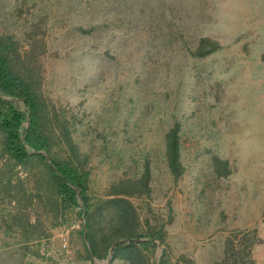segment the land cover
Here are the masks:
<instances>
[{"label": "rangeland", "instance_id": "1", "mask_svg": "<svg viewBox=\"0 0 264 264\" xmlns=\"http://www.w3.org/2000/svg\"><path fill=\"white\" fill-rule=\"evenodd\" d=\"M0 32L47 105L45 162L73 159L66 132L87 172L97 253L82 200L64 205L34 160L8 170L20 198L0 195V264H264V0H0ZM137 179V231L163 242L122 237L107 213ZM115 242L137 250L112 257Z\"/></svg>", "mask_w": 264, "mask_h": 264}, {"label": "trees", "instance_id": "2", "mask_svg": "<svg viewBox=\"0 0 264 264\" xmlns=\"http://www.w3.org/2000/svg\"><path fill=\"white\" fill-rule=\"evenodd\" d=\"M202 42L216 44L215 41L208 38L203 39ZM29 64V59L18 49L14 37L0 32V93L4 96L21 99L28 108L27 114L13 101L0 96V195L5 193L10 194L16 200L20 198L18 180L8 176L10 165L28 168V165L34 160H41L49 169L57 193L64 205H77L78 197L82 200L83 213L86 218L85 226L89 228L86 240L90 242L93 252L96 253L91 223L95 206L88 203L87 172L72 162V160H76L77 151L69 134L63 133L62 138L68 141L73 149V159L59 161L50 158V163L47 164L45 155L39 151L44 150L49 153V136L45 128L47 105L39 91L36 75ZM164 142L165 160L170 174L176 178L183 172L176 125L165 133ZM26 145L30 147L27 148ZM142 183L139 179L119 182L120 186H124L120 190V194L126 196L107 199L103 203L108 204L107 213L111 219L125 230L122 237H149L163 242L164 233L161 229L145 234H139L137 231V226L140 224L139 215L132 201L127 197L135 192H140L137 186ZM145 185L143 186L145 187ZM139 243L146 245L152 244V241L145 240ZM120 250L133 251L137 250V247L133 242L121 246L116 245L112 257H117ZM131 264L138 263L132 260Z\"/></svg>", "mask_w": 264, "mask_h": 264}, {"label": "water", "instance_id": "3", "mask_svg": "<svg viewBox=\"0 0 264 264\" xmlns=\"http://www.w3.org/2000/svg\"><path fill=\"white\" fill-rule=\"evenodd\" d=\"M116 245V242L115 243H113V246L112 247H114ZM113 249V248H112ZM112 249H111V251H110V257H111V254H112Z\"/></svg>", "mask_w": 264, "mask_h": 264}]
</instances>
